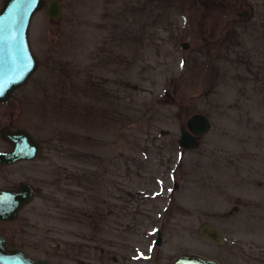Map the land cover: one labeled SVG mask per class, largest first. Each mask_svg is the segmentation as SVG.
Segmentation results:
<instances>
[{
	"label": "rangeland",
	"instance_id": "obj_1",
	"mask_svg": "<svg viewBox=\"0 0 264 264\" xmlns=\"http://www.w3.org/2000/svg\"><path fill=\"white\" fill-rule=\"evenodd\" d=\"M58 1V17L32 14L37 66L0 101V126L38 144L0 165V186L34 189L0 220L6 246L59 264H264V0ZM193 112L209 129L180 148Z\"/></svg>",
	"mask_w": 264,
	"mask_h": 264
},
{
	"label": "water",
	"instance_id": "obj_2",
	"mask_svg": "<svg viewBox=\"0 0 264 264\" xmlns=\"http://www.w3.org/2000/svg\"><path fill=\"white\" fill-rule=\"evenodd\" d=\"M49 18L60 15L58 0H2L0 4V101L9 98L14 89L22 85L37 66V58L30 49L27 28L32 14L40 8ZM246 11L238 14H244ZM210 126L209 118L202 112L189 114L184 126L179 127L177 145L181 148L194 146L196 137L205 133ZM0 137L10 143V148L0 150V164L36 157L38 144L21 127L9 129L0 126ZM33 195V188L27 182H20L15 189L0 187V219H14L19 208ZM160 241L157 229L154 244ZM0 264H58L49 260L34 259L20 249L4 246L0 235ZM172 264H218L214 258L195 253H179Z\"/></svg>",
	"mask_w": 264,
	"mask_h": 264
},
{
	"label": "flooded vegetation",
	"instance_id": "obj_3",
	"mask_svg": "<svg viewBox=\"0 0 264 264\" xmlns=\"http://www.w3.org/2000/svg\"><path fill=\"white\" fill-rule=\"evenodd\" d=\"M246 11V10H245ZM246 13V12H245ZM9 128V127H8ZM7 142V141H6ZM9 143V142H8ZM9 148H10V143H9ZM8 148V149H9ZM7 150V149H6ZM18 161V160H17ZM15 162V161H14ZM5 164H8V163H5ZM1 165V164H0ZM21 182H25V181H21ZM20 183V182H19ZM18 183V184H19ZM28 183V182H27ZM17 184V185H18ZM0 187H4V188H9V189H15V188H17V186L16 187H5V186H0ZM33 188V187H32ZM30 201V200H29ZM22 207V206H21ZM20 207V208H21ZM19 208V209H20ZM16 217V216H15ZM0 220H3V219H0ZM11 220H13V219H11ZM7 221H10V220H7ZM0 235H2L3 237H4V246H5V248H8V249H19V248H15V247H12V248H9V247H7L6 246V238H5V236L3 235V234H0ZM21 250V249H20ZM22 251V250H21ZM24 252V251H23ZM25 253V252H24ZM26 254V253H25ZM28 255V254H27ZM29 256V255H28ZM32 258V257H31ZM35 259V258H34ZM41 259H43V258H41ZM46 259V258H45ZM48 260V259H47ZM217 261V260H216ZM51 262V261H50ZM54 263V262H53ZM217 263L219 264V262L217 261ZM59 264V263H58Z\"/></svg>",
	"mask_w": 264,
	"mask_h": 264
},
{
	"label": "snow or ice",
	"instance_id": "obj_4",
	"mask_svg": "<svg viewBox=\"0 0 264 264\" xmlns=\"http://www.w3.org/2000/svg\"><path fill=\"white\" fill-rule=\"evenodd\" d=\"M0 91H2V89H0Z\"/></svg>",
	"mask_w": 264,
	"mask_h": 264
}]
</instances>
